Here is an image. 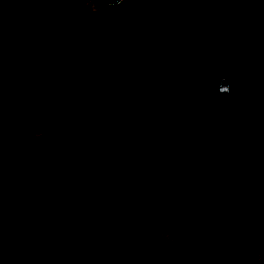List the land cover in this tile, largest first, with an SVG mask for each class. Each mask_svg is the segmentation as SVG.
Instances as JSON below:
<instances>
[{
	"label": "trees",
	"instance_id": "obj_1",
	"mask_svg": "<svg viewBox=\"0 0 264 264\" xmlns=\"http://www.w3.org/2000/svg\"><path fill=\"white\" fill-rule=\"evenodd\" d=\"M96 1L0 0V264H224L264 240V154L221 109L264 114V0Z\"/></svg>",
	"mask_w": 264,
	"mask_h": 264
},
{
	"label": "rangeland",
	"instance_id": "obj_2",
	"mask_svg": "<svg viewBox=\"0 0 264 264\" xmlns=\"http://www.w3.org/2000/svg\"><path fill=\"white\" fill-rule=\"evenodd\" d=\"M87 6L90 7L93 10H96L97 8H101L102 4L98 3L96 0H87L86 2ZM231 79V78H230ZM215 81L212 83L214 90H215ZM232 81V79H231ZM237 83H240V80H237ZM233 84V81H232ZM237 88V87H236ZM235 89V87H234ZM237 91H241L238 89H235ZM243 92V91H241ZM244 93V92H243ZM246 93V97L243 101L247 104L249 102L250 98L248 97V93ZM220 96L212 97L211 99L213 102L219 101ZM243 106H238L234 105L231 107H223L222 112L223 114H229V113H237L241 116L243 120V128L242 132L254 139L255 144L261 147L260 150H262V154H264V114L259 117L257 116V113L252 112L250 109H246L245 105ZM258 109V108H257ZM259 110V109H258ZM257 111V110H254ZM231 131H220V140L221 142H225L228 138L230 139L233 135L231 134ZM235 134V133H234ZM232 135V136H231ZM264 209V207H263ZM259 212V209L257 210L256 213ZM174 227L167 229L164 233H162L159 237L158 240L162 245L170 244V243H176L178 242V236L175 235L172 230L173 228L177 226H182L181 218L177 217L176 222L173 225ZM228 249V255L224 259V264H240L244 260L248 259L250 261H253V264H257L259 258L258 254L255 250V247L253 245H247L245 243H238L236 246H233V248H227Z\"/></svg>",
	"mask_w": 264,
	"mask_h": 264
},
{
	"label": "water",
	"instance_id": "obj_3",
	"mask_svg": "<svg viewBox=\"0 0 264 264\" xmlns=\"http://www.w3.org/2000/svg\"><path fill=\"white\" fill-rule=\"evenodd\" d=\"M108 5H113L121 0H103ZM215 92L218 96L230 103H235L244 97V93L234 89L231 79L226 75H219L215 81ZM172 232L175 235H182L184 228L177 226L173 228ZM255 250L259 258L264 261V240L256 241L254 244Z\"/></svg>",
	"mask_w": 264,
	"mask_h": 264
}]
</instances>
